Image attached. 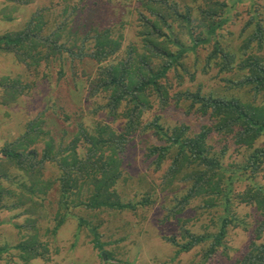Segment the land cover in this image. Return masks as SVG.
Segmentation results:
<instances>
[{
  "label": "trees",
  "instance_id": "16d2710c",
  "mask_svg": "<svg viewBox=\"0 0 264 264\" xmlns=\"http://www.w3.org/2000/svg\"><path fill=\"white\" fill-rule=\"evenodd\" d=\"M242 1L137 0L139 40L125 44L122 20L87 29L78 42L64 30L63 18L37 17L34 25L0 35V50L13 53L26 67L39 70L44 61L50 70L54 57L61 61L62 71L66 60L64 64L75 72L71 56L95 61L96 72L87 77L88 96L102 97L104 102H97L96 108L123 119L118 129L103 120L87 122L84 115L76 120L67 116V125L56 131L53 117L42 109L25 123L24 132L0 147V212L10 210L12 217H24L14 222L22 238L13 247L21 255H48L36 227L39 219L53 222L51 233H55L67 217H75L76 208L102 212L150 204L149 189L133 202L120 197L117 184L129 136L150 132L161 143L148 144L146 156L149 166L160 170L158 189L171 199L163 220L177 214L181 237H165L177 253L202 242L205 262L218 246L226 252L223 238L228 225L242 222L231 209L236 201L254 206L259 220L252 227L247 250L235 264H264V188L253 181L264 164V144H259L264 136V11L260 5L251 9L256 4L251 1L249 16L239 27L230 28L240 19L237 5ZM67 11L63 8L60 15ZM213 67L222 83L209 88L202 81L184 85L185 78L193 81L197 72L206 74ZM168 73L184 86L170 92ZM20 82L18 77H3L0 86L19 93L24 88ZM172 101L184 106L186 113L206 115L209 122L191 133L186 123L169 127L158 112L144 121L149 111H155L154 104L165 108ZM215 138L232 139L236 148L245 150L244 161H225L229 146L222 143L216 148ZM47 164L58 169L57 176L45 177ZM244 179L245 188L234 193L235 183ZM189 204L209 216L220 209L212 219L216 230L196 234L184 227L180 213ZM79 223L83 224L82 218ZM96 228H90L94 246L108 254ZM8 251V246H0V259Z\"/></svg>",
  "mask_w": 264,
  "mask_h": 264
},
{
  "label": "rangeland",
  "instance_id": "374dc122",
  "mask_svg": "<svg viewBox=\"0 0 264 264\" xmlns=\"http://www.w3.org/2000/svg\"><path fill=\"white\" fill-rule=\"evenodd\" d=\"M113 1H118L114 3ZM255 1L250 8L261 6L264 11V0H243L237 5L240 11V19L230 28L239 27L246 17L249 16V4ZM137 0H0V35L7 32L22 30L24 27L34 25L37 17L44 21L65 20L64 28L71 38H83L86 30L92 27L104 28L115 25L122 20L121 31L123 44L139 40L137 37L138 13L134 10ZM68 7L67 13L60 15L63 8ZM34 18L35 21H34ZM39 25V24H38ZM44 23L40 22V26ZM44 27V31L46 32ZM71 32H75L71 33ZM74 39V40H75ZM77 45L72 49L76 51ZM201 54V53H200ZM63 57H68L64 53ZM50 62V70L42 61L37 67H26L18 61L11 52L0 50V79L3 77H18L23 88L22 92L3 89L0 86V147L24 132L25 123L34 117L42 109L53 117L54 130L59 131L63 125H67L65 118L76 120L84 115L87 122L103 120L116 128L122 127L123 119L109 116L105 109H97V102H104L102 97L88 96L87 77L94 75L97 63L87 56L74 58L77 71L73 72L71 66L65 60L62 71L57 58ZM192 58V57H190ZM188 58L187 63H191ZM61 60V59H60ZM197 78L190 81L185 78L184 85L204 84L215 86L220 83V74L213 67L206 74L197 72ZM171 91L177 90L184 85H177V78L168 73ZM222 83V82H221ZM174 85V86H173ZM6 101V103L3 101ZM155 111H149L145 120H150L152 114L158 112L161 121L169 124V127L186 123L194 133L202 124L209 122L206 115L199 113H186L184 106H177L173 101L165 108H159L154 104ZM157 108L159 109L157 111ZM97 109V110H96ZM216 137V136H215ZM130 143L122 155V175L118 179L119 195L123 200H138L149 189L151 202L137 209L119 210L108 209L102 212L97 210L75 209V217H67L55 233L53 222L42 220L36 223L39 230V238L47 246L46 258H30L26 252H18L13 245L21 241V235L14 227V222H22L23 216L12 217L14 211L3 210L0 212V246H8V252L3 254L0 264H235L247 250L248 242L252 238V227L259 220V214L252 205L233 202L231 209L242 221L230 223L227 233L223 238L226 241V252L218 246L217 252L204 261V243H199L187 251L177 253V247L165 239L172 235L181 237L180 227L177 224V214L164 221L167 207L170 206V198L164 197L158 189L160 170L155 171L149 166L150 158L146 156L148 144H159L161 140L149 133L136 132L129 136ZM222 143L229 146L225 161L243 162L244 149H238L232 139L215 138V147ZM264 144V136L259 140ZM165 165L163 166V168ZM45 177H55L58 169L47 164L43 169ZM264 188V164L253 179ZM247 181L236 182L234 193L241 192L247 185ZM162 194V196H161ZM171 207V206H170ZM133 210V211H132ZM220 209L214 210L209 216L201 210L194 209L192 204L187 205L180 213L184 218V227L195 231L196 234L215 231L217 225L212 222ZM215 215L214 217H212ZM82 218V223L79 220ZM96 226L99 241L104 243V249L99 250L92 241L93 232L91 227ZM49 228V229H48ZM48 229V230H46ZM43 251L45 249L43 248ZM226 253V254H225ZM76 262V263H75Z\"/></svg>",
  "mask_w": 264,
  "mask_h": 264
},
{
  "label": "crops",
  "instance_id": "0c3cea01",
  "mask_svg": "<svg viewBox=\"0 0 264 264\" xmlns=\"http://www.w3.org/2000/svg\"><path fill=\"white\" fill-rule=\"evenodd\" d=\"M76 263V262H75ZM78 264L80 263V262H77Z\"/></svg>",
  "mask_w": 264,
  "mask_h": 264
}]
</instances>
